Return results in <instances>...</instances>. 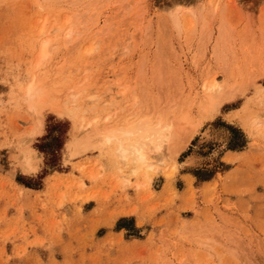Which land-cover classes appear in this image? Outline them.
<instances>
[{
    "label": "rangeland",
    "instance_id": "rangeland-1",
    "mask_svg": "<svg viewBox=\"0 0 264 264\" xmlns=\"http://www.w3.org/2000/svg\"><path fill=\"white\" fill-rule=\"evenodd\" d=\"M176 117L192 136L148 174L71 145ZM0 264H264V0H0Z\"/></svg>",
    "mask_w": 264,
    "mask_h": 264
},
{
    "label": "bare ground",
    "instance_id": "bare-ground-1",
    "mask_svg": "<svg viewBox=\"0 0 264 264\" xmlns=\"http://www.w3.org/2000/svg\"><path fill=\"white\" fill-rule=\"evenodd\" d=\"M181 5H183V4H181ZM181 5L175 6V8L171 10L170 15L167 14L168 15L167 17H169L168 18L169 20L168 19L167 20L173 25L174 29H176L177 31H180V29H181L182 12L184 10H186L185 7H182ZM221 10H223V9H221ZM168 13H169V11H168ZM197 15H199V14H197ZM200 15H202V14H200ZM199 17H201V16H199ZM67 18L68 19L66 20L65 23H68L67 21L70 20L68 16H67ZM77 22H78V20H77ZM68 25H70V23ZM220 27H222V26H220ZM50 28H53V27H50ZM56 28H57V26H56ZM71 28H73V27H71ZM41 29H40L41 34L39 33V35H41V37H42L43 34H45L46 32H45L44 26ZM70 29L66 30V32L68 31L67 32L68 35H66L67 37L69 35L72 37L71 33L73 34L72 31H74V30L73 29L70 30ZM219 30L222 31V28L221 29L219 28ZM223 30H224V28H223ZM54 31H56V30H54ZM221 31H219V32L221 33ZM227 31H225V32L229 33ZM47 32H48L47 34H49V31H47ZM81 33H82V31L80 32V35H81ZM47 34H46L47 37L46 36L44 38L42 37L43 40L41 41L40 46H39L40 52H39V56H38V61L36 63L37 66H40V65H42V63H45L44 61L48 60L50 55H51L50 43H51L53 36L49 37ZM74 34L76 35V31H74ZM222 34L220 35V38L222 37ZM205 35H207V34H205ZM67 37H66L67 40L69 38L71 39V37H69V38H67ZM201 37H202V35H201ZM70 39H69V41H71ZM40 40H41V38H40ZM67 40H66V42H67ZM203 42H204V40H203ZM221 86L222 85L220 84V82H218V80L216 78H213L212 82L210 83L209 86H207V88H208V90H210L214 93H220ZM26 95H27L26 98H28V100L30 102L29 104L36 109V111H35L36 113H37V111L41 112L40 108L42 107V109H43V107L45 105L51 106V109L54 112L58 113L59 115L64 113V109L62 107H59L60 105L57 106L53 103L48 102V100L46 99V97H48L47 96L48 94L46 95L43 84H42L41 80L38 78L33 77L32 80L30 81V83L27 85ZM224 95H226V94H224ZM224 95H222V96H224ZM215 97L217 99L220 98V96H215ZM217 105H218V103H217ZM64 108H65V106H64ZM176 118H177L176 120L171 119V120H168V122L167 121H160L158 124H156V126H151V125L149 126L146 122H140L139 124L135 125L134 127H132V125H131V127H132L131 129L129 128V129L121 130V131H119L120 130L119 128H118L119 130L106 128L104 130L99 131L98 129L100 127H97V124L94 123V125H93L94 128H93V131H91L90 136H87L84 140L82 139L83 141H81V142H78V141L73 142L74 141L73 140L71 145L73 148H78L80 146H82V147L84 146L83 148H88V147L92 146L93 144H94V147H97V146H103L104 144H107L109 142H113L112 140L115 139V141L117 143L118 157L120 158V161L122 162V164L128 168V171H127L128 176H131L133 174H138L140 171H143V170L146 174H148L152 169H154V167L156 166V162H157V160H156V162L152 161L149 155L154 156V155H156L157 152H160V155H162V148L164 147V145L166 146V150H168L172 147V143H174L177 138L186 137L188 139L192 136V133H190L192 130V127L191 126L184 127L185 125H183V123H182V125L180 124L182 121L179 123V120H178L179 117H176ZM177 121H178V123H177ZM114 145H115V143H114ZM79 149H81V147ZM189 158L190 159L188 160V162L193 161L191 159L193 157H189ZM120 161L118 160V163Z\"/></svg>",
    "mask_w": 264,
    "mask_h": 264
},
{
    "label": "clouds",
    "instance_id": "clouds-1",
    "mask_svg": "<svg viewBox=\"0 0 264 264\" xmlns=\"http://www.w3.org/2000/svg\"><path fill=\"white\" fill-rule=\"evenodd\" d=\"M15 151V148H14ZM24 154H20V152H17L16 154L19 156V159L21 162L24 163V167L23 168H19V172L22 175L25 176H29V177H36L41 170L43 169L44 165V154L43 153H39L34 147L33 145L30 148V152L34 153L35 155L31 157L32 160V168L35 169V171H32L29 169L28 164L26 163V157L29 156V151L27 149H22ZM39 162V163H37ZM62 165L64 163L63 157H62V161H61Z\"/></svg>",
    "mask_w": 264,
    "mask_h": 264
}]
</instances>
